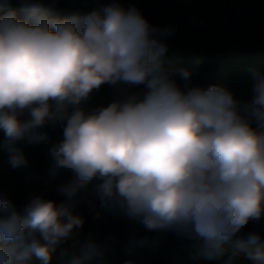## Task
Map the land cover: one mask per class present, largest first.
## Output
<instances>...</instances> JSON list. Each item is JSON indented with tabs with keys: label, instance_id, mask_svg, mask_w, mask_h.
Returning a JSON list of instances; mask_svg holds the SVG:
<instances>
[{
	"label": "clouds",
	"instance_id": "obj_1",
	"mask_svg": "<svg viewBox=\"0 0 264 264\" xmlns=\"http://www.w3.org/2000/svg\"><path fill=\"white\" fill-rule=\"evenodd\" d=\"M20 4L19 14L9 7L0 15V147L11 167L28 164L17 142L44 141L47 133L38 129L66 120L63 140L50 149L49 175L64 170L72 177L58 193L72 197L96 178L92 192L102 210L194 240L210 260L264 219V75L254 73V96L244 104L222 86L181 89L163 61L168 47L161 37L175 29L152 26L136 7L113 2L61 18L43 0ZM178 71L191 78V71ZM118 83L145 91L91 113L80 107L94 90ZM24 111L29 118L21 120ZM84 222L43 196L18 208L0 193V264H29L33 256L50 264ZM261 238L258 231L245 236L247 245ZM103 252L85 242L71 264ZM249 259L264 264V248L250 250Z\"/></svg>",
	"mask_w": 264,
	"mask_h": 264
},
{
	"label": "crops",
	"instance_id": "obj_2",
	"mask_svg": "<svg viewBox=\"0 0 264 264\" xmlns=\"http://www.w3.org/2000/svg\"><path fill=\"white\" fill-rule=\"evenodd\" d=\"M15 2L19 5L12 9L19 14L20 0ZM113 2L125 9L136 7L154 27L175 29L172 35L161 37L168 47L163 61L181 89L207 90L217 85L228 89L241 104L253 99L254 73L264 75V64L259 61V58H264V46L254 44L255 41L247 37L246 31L230 30L227 21L232 17H242L245 23L264 28L263 0H43L50 8L55 5L61 8L53 12L61 18L72 14L86 15ZM147 13L150 15L146 16ZM252 45L257 47L252 48ZM251 51L258 52L254 54ZM180 69L191 71V78L183 80L179 75ZM144 91L143 85L104 84L99 90H94L80 107L91 113L130 94ZM71 111L70 106L68 113ZM28 118V112L24 111L23 120ZM65 126L66 120L48 121L38 129L47 133L46 140L38 143H28L26 140L17 142L16 146L23 151L28 161L26 167H11L8 163L9 153L0 147V193H6L18 208H22L30 197L40 195L54 200L57 206L71 207L74 214L84 218L82 228L74 231L70 239L56 247L50 264H71L72 258L80 255V245L88 241L102 245L104 252L102 256L86 261L85 264H126L127 261H132V264H179V260L197 258L204 259L201 264H227L229 261L231 264H251L249 251H244L246 246L242 237H245L252 222L238 236L223 245L222 256L210 260L199 253L194 240L172 231H148L123 215H113L102 210L92 192L94 186L101 182L96 178L79 187L72 197L58 193L57 185L72 177L69 172L61 170L57 180L51 178L50 149L63 140ZM252 127H257L255 122ZM4 139V133L0 130V145ZM97 213H101L99 218H96ZM91 220L115 229L118 241L111 248L105 246L101 236L93 233ZM260 222L264 223V219ZM259 223H254L258 232ZM248 247L249 250L264 248L254 245ZM29 264L41 262L33 256Z\"/></svg>",
	"mask_w": 264,
	"mask_h": 264
},
{
	"label": "rangeland",
	"instance_id": "obj_3",
	"mask_svg": "<svg viewBox=\"0 0 264 264\" xmlns=\"http://www.w3.org/2000/svg\"><path fill=\"white\" fill-rule=\"evenodd\" d=\"M18 5L19 4L16 3L15 0H11L10 6L8 4H5L4 0H0V7L4 8V10L0 8V15H3L6 11H8L9 7L11 9H12V7L17 8ZM244 31H246L247 37L250 36V38H252L255 41V42H253L254 44H256V45L261 44L262 46H264V28L263 27L257 28V26L251 25V24L246 22L245 27H244ZM253 47H257V46L252 45V48ZM255 49H258V48H255ZM251 52L255 54V52H258V51H251ZM256 57L259 58V55H257ZM259 61L264 64V58H259ZM250 231H258V228L254 225V223L249 225V227L247 229V233ZM246 234L244 236H246ZM242 238H243L244 244L246 246V248H244V251H250L249 247L247 245V242L245 240V237H242ZM254 246H264V239L261 238V240L258 242V244L254 245Z\"/></svg>",
	"mask_w": 264,
	"mask_h": 264
},
{
	"label": "trees",
	"instance_id": "obj_4",
	"mask_svg": "<svg viewBox=\"0 0 264 264\" xmlns=\"http://www.w3.org/2000/svg\"><path fill=\"white\" fill-rule=\"evenodd\" d=\"M51 10L55 13V12H57V11H59V10H61V8H59L57 5H55L54 7L52 6L51 7ZM233 18H240L241 19V27H242V30H232V31H244V27H245V20H244V18H242V17H232V18H229V20L227 21V24L229 23V21L231 20V19H233ZM228 28H229V26H228ZM230 29V28H229ZM231 30V29H230ZM54 180H57V178L56 179H54ZM91 221H94V220H91ZM91 221H90V226H91V230L93 231V233L95 234V235H97V236H101L103 239H104V242H105V246L107 247V248H111L117 241H118V237L115 235V229H109V228H106L104 225H102V224H100V223H97L96 221H95V223L97 224V225H99L100 227L99 228H101V229H103V230H111L112 232H113V235L117 238V241L111 246V247H108L107 246V241H106V239H105V237H104V235L102 234V233H98L97 231H96V229H95V225H92L91 224ZM259 233L261 234V236H263L264 237V223L263 222H260L259 223ZM204 259H199V258H197V259H183V260H179V264H201V261H203Z\"/></svg>",
	"mask_w": 264,
	"mask_h": 264
},
{
	"label": "built area",
	"instance_id": "obj_5",
	"mask_svg": "<svg viewBox=\"0 0 264 264\" xmlns=\"http://www.w3.org/2000/svg\"><path fill=\"white\" fill-rule=\"evenodd\" d=\"M134 1H141V0H134ZM144 15V14H143ZM150 15V13L145 14ZM228 26L231 30H242L241 27V19L240 18H233L229 21ZM19 119L23 120L24 119V112L19 115ZM52 178V177H51ZM57 178V177H56ZM55 178V179H56ZM53 179V178H52ZM92 225H95L96 231L100 234L102 233L107 241V246L111 247L116 241L117 238L113 235V232L111 230H103L99 228L100 226L95 223V221H91Z\"/></svg>",
	"mask_w": 264,
	"mask_h": 264
}]
</instances>
